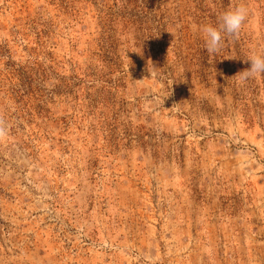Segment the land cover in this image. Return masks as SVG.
Listing matches in <instances>:
<instances>
[{"label": "rangeland", "instance_id": "obj_1", "mask_svg": "<svg viewBox=\"0 0 264 264\" xmlns=\"http://www.w3.org/2000/svg\"><path fill=\"white\" fill-rule=\"evenodd\" d=\"M253 52L264 0H0V264H264Z\"/></svg>", "mask_w": 264, "mask_h": 264}, {"label": "clouds", "instance_id": "obj_2", "mask_svg": "<svg viewBox=\"0 0 264 264\" xmlns=\"http://www.w3.org/2000/svg\"><path fill=\"white\" fill-rule=\"evenodd\" d=\"M247 16L248 9L245 6L240 5L222 13L219 17L218 24L202 26L207 51L210 54L217 52L221 47L224 34L230 36L238 35ZM247 61H250V68L237 74L240 75L242 79H248L259 74H264V54L253 52ZM7 134V123L3 117L0 116V140L4 139Z\"/></svg>", "mask_w": 264, "mask_h": 264}]
</instances>
